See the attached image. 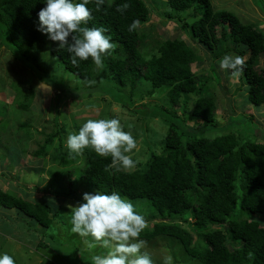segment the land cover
Instances as JSON below:
<instances>
[{"label":"trees","instance_id":"trees-1","mask_svg":"<svg viewBox=\"0 0 264 264\" xmlns=\"http://www.w3.org/2000/svg\"><path fill=\"white\" fill-rule=\"evenodd\" d=\"M124 2L131 6L121 14L116 6ZM165 3L179 12L176 19L171 14L167 19L180 22L181 29L189 28L201 45L200 51L210 55L206 61L211 72L214 64L218 65L211 56L219 60L226 53L247 55L242 74L248 86L247 99L254 106L264 105V70L258 68L259 57L264 55V34L255 25L242 22L235 12L215 9L211 0ZM44 6L42 0H0V47L9 49L15 59L27 60L33 50L45 46L46 34L37 30V13ZM88 7L93 19L87 26L106 28L105 34L117 45L105 58L104 69H97L91 59L72 64L70 54L49 38L48 52L56 64L90 81V92L98 91L110 100L116 98L108 105L116 102L129 113L143 112L161 119L166 130L160 135V153L152 155L143 170L128 172L113 166L110 157H99L86 149L85 166L80 168L77 156L59 144L58 165L71 175L62 174L67 183L63 190L54 192L56 199L29 201L0 188V208H15L41 228L63 224L67 218L63 199L74 198L73 191L79 184L73 183L79 179L85 190L117 191L136 210L158 216L152 227L141 233L145 241L160 235L173 237L200 264H264V227L256 219L264 216V142L247 141L231 131L213 138L202 136L208 126L216 127L217 122V102L213 96L205 95L210 77L199 83L191 67L198 56L184 40H159L149 55L141 50L144 34L139 28L131 32L127 28L134 19L140 24L149 20L150 10L144 0H105L98 11L95 0H91ZM238 80L242 82L240 77ZM144 85L149 88L143 90ZM162 89H166L165 98L177 112L152 102L134 103V99L153 97ZM57 120L55 117V130L47 136L45 145L56 137L63 139V128ZM186 120L202 125L193 127ZM147 121L143 120L145 124ZM45 152L41 146L34 154L44 157ZM236 207L240 215L248 216L238 220ZM188 211L193 217L191 222L184 216ZM221 225L227 226L226 233ZM192 231L202 239L201 243H195ZM228 240L233 243L232 249L228 248Z\"/></svg>","mask_w":264,"mask_h":264},{"label":"rangeland","instance_id":"rangeland-1","mask_svg":"<svg viewBox=\"0 0 264 264\" xmlns=\"http://www.w3.org/2000/svg\"><path fill=\"white\" fill-rule=\"evenodd\" d=\"M211 1L215 9L235 12L242 22L255 25L264 34V0ZM144 2L150 10V18L138 26L145 36L141 50L149 55L155 51L159 40H184L198 56L191 67L198 75L199 83L200 79L208 80L210 77L205 95L213 96L217 102V122L214 123L216 127L208 126L202 136L213 138L231 131L244 140L264 142V105L257 107L249 103L248 86L243 75L240 76V82L215 64L211 72L206 61L210 55L204 56L205 51H200L201 45L193 38L190 29H181L180 22L175 21L179 12L168 8L166 0ZM169 14L175 19H167ZM43 44L45 46L33 50L27 60L15 59L9 49L0 47V188L29 201H54V192L63 190V185L67 183L62 178L66 171L58 165V145L68 152L65 141L69 128L78 129L89 118H118L125 131H131L137 141V148L131 155L138 164L135 169L126 171L143 170L151 156L160 153L163 142L159 139L166 130L165 124L158 117L143 112L129 113L120 104L108 105L109 96L102 97L98 91L90 92V81H84L61 64H56L48 52L47 35ZM211 58L215 60L214 63L218 60L214 56ZM258 68L264 70V57L260 58ZM144 87L143 90L149 88ZM165 96L166 89H162L153 97L144 96L142 100L136 98L134 103L140 105L152 102L177 112L178 109L169 105ZM115 100L112 97L110 102ZM20 104L28 107L21 108ZM55 117H58L57 121L63 128V139L58 140L59 137H56L51 144L45 145L47 136L55 130ZM144 119L149 121L145 124ZM186 123L199 128L202 125L189 120ZM41 146L45 147L46 155L35 156V151ZM83 158L84 152L77 156V167L85 166ZM73 184L79 185L73 191L74 198L63 199L62 206L67 216L63 224L54 223L49 228H41L15 208H0V252L14 256L16 264H92V251L69 230L68 205H75V199L81 200L83 193L93 190H85L79 179ZM234 212L238 220L248 216L240 215L238 207ZM140 213L148 222L146 229L157 221L158 216L152 213L149 214L151 216ZM184 216L188 221H193L190 211ZM256 219H260L264 227V216ZM183 226L187 227L186 224ZM221 229L226 233L227 226L221 225ZM192 233L195 243H201L202 239L195 231ZM227 245L229 249L234 247L230 240ZM143 251L150 254L153 264H200L186 254L177 239L170 236L160 235L147 240Z\"/></svg>","mask_w":264,"mask_h":264},{"label":"clouds","instance_id":"clouds-1","mask_svg":"<svg viewBox=\"0 0 264 264\" xmlns=\"http://www.w3.org/2000/svg\"><path fill=\"white\" fill-rule=\"evenodd\" d=\"M42 2L45 6L37 13V30L58 42L59 48L70 54L72 64L91 59L97 69L103 70L105 58L117 45L105 34L106 28L87 26L93 19L88 7L91 0ZM104 2L95 0L97 11ZM130 6L124 2L116 6V11L124 14ZM139 25L140 21L134 19L127 30L131 32ZM245 58L247 55L226 53L217 61L218 67L238 78L244 72ZM65 147L73 156L90 149L99 157H110L111 164L123 170H133L138 164L131 155L137 141L118 118H89L78 129L70 127ZM68 207L69 230L92 251V264H153L150 254L143 251L146 241L140 238L148 222L127 197L117 191L85 192L81 201ZM0 264H16L15 257L0 252Z\"/></svg>","mask_w":264,"mask_h":264},{"label":"crops","instance_id":"crops-1","mask_svg":"<svg viewBox=\"0 0 264 264\" xmlns=\"http://www.w3.org/2000/svg\"><path fill=\"white\" fill-rule=\"evenodd\" d=\"M259 61H260V59H259ZM113 103L118 104V103H116V102H113ZM113 103H112V104H113ZM1 189H2V188H1ZM3 190H4V189H3Z\"/></svg>","mask_w":264,"mask_h":264}]
</instances>
